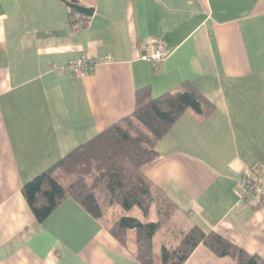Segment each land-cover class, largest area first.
Masks as SVG:
<instances>
[{
    "label": "crops",
    "instance_id": "obj_1",
    "mask_svg": "<svg viewBox=\"0 0 264 264\" xmlns=\"http://www.w3.org/2000/svg\"><path fill=\"white\" fill-rule=\"evenodd\" d=\"M72 1L94 9L83 27ZM158 39L167 57L143 61ZM83 56L110 60L52 69ZM185 81L214 111L184 113L143 173L177 206L179 232L215 231L264 259V205L240 189L264 168V0H0V264H141L73 199L39 223L22 187L130 117L138 89L158 98ZM187 264L235 262L201 244Z\"/></svg>",
    "mask_w": 264,
    "mask_h": 264
},
{
    "label": "trees",
    "instance_id": "obj_2",
    "mask_svg": "<svg viewBox=\"0 0 264 264\" xmlns=\"http://www.w3.org/2000/svg\"><path fill=\"white\" fill-rule=\"evenodd\" d=\"M70 18L71 24L79 27L89 20L74 9H70ZM213 109L212 103L188 81L158 98L153 97L150 86L140 88L130 117L75 148L26 183L22 194L39 223L45 222L65 200H75L91 217L104 222L112 236L141 264H158L156 237L161 228L158 222L149 220L150 213L153 206L162 213L165 208L177 206L155 189L143 168L159 159L157 144L184 113L207 116ZM255 166L240 181L241 201L253 209L264 205V168ZM107 181L115 185L113 204L98 192ZM166 202L169 207L162 208ZM133 209L141 218L129 214ZM110 212L117 218L110 219ZM177 238L176 247L161 246L160 264H187L201 244L218 258L230 257L235 264H264L263 258L247 253L215 231L195 226Z\"/></svg>",
    "mask_w": 264,
    "mask_h": 264
},
{
    "label": "rangeland",
    "instance_id": "obj_3",
    "mask_svg": "<svg viewBox=\"0 0 264 264\" xmlns=\"http://www.w3.org/2000/svg\"><path fill=\"white\" fill-rule=\"evenodd\" d=\"M115 186L112 181H107L105 184H103L99 189L98 192L110 203L113 204L114 201V195H115ZM169 207V204L166 202L163 204L162 208ZM167 211V212H165ZM113 212H110V219H113L115 217V214L112 216ZM130 215L137 216L141 218V215L137 209H133ZM115 217L114 219H116ZM150 221H156L159 223L160 230L157 234V248H156V262L160 264V248L161 245H167L168 247H176L179 243L178 235L180 228V223L185 222L182 215H180L179 211L175 208L167 209L165 208L164 213L161 212L160 208L153 206V209L150 213ZM199 259H202V257H198ZM230 262H233V260L230 257H227Z\"/></svg>",
    "mask_w": 264,
    "mask_h": 264
},
{
    "label": "built area",
    "instance_id": "obj_4",
    "mask_svg": "<svg viewBox=\"0 0 264 264\" xmlns=\"http://www.w3.org/2000/svg\"><path fill=\"white\" fill-rule=\"evenodd\" d=\"M167 53L168 50L165 42L160 39L149 41L146 45L142 60L145 62L148 61L159 64L167 57ZM109 60V56H106L104 58H90L87 56H83L79 59L71 60L67 65H54L52 69L56 71H62L66 68H69L76 73H86L94 69L95 66L107 63Z\"/></svg>",
    "mask_w": 264,
    "mask_h": 264
},
{
    "label": "water",
    "instance_id": "obj_5",
    "mask_svg": "<svg viewBox=\"0 0 264 264\" xmlns=\"http://www.w3.org/2000/svg\"><path fill=\"white\" fill-rule=\"evenodd\" d=\"M68 5L74 9L75 11H77L79 14L84 15L86 17H92L94 15V9L92 8H86L83 7L81 5H79L77 2L72 1V2H68Z\"/></svg>",
    "mask_w": 264,
    "mask_h": 264
}]
</instances>
